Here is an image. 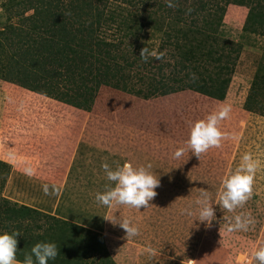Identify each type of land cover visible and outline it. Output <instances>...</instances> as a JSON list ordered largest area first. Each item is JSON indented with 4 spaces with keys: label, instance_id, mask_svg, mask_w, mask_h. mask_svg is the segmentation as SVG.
I'll list each match as a JSON object with an SVG mask.
<instances>
[{
    "label": "rangeland",
    "instance_id": "rangeland-1",
    "mask_svg": "<svg viewBox=\"0 0 264 264\" xmlns=\"http://www.w3.org/2000/svg\"><path fill=\"white\" fill-rule=\"evenodd\" d=\"M26 1L0 0V33H9L8 44L9 40H16V34L31 33L30 23L24 19L33 11L23 12L22 4ZM195 1L188 0L187 4ZM106 10L114 11V25L120 24L128 11L140 18L147 16L116 2H109ZM247 13L246 7L230 4L221 26L217 30H205L214 46L226 44L233 50L239 49L237 55L231 54L234 73L223 101L191 92L147 101L101 87L91 111L86 112L0 79V206L7 199L10 207L24 205L90 231H101L107 250L105 255L111 264H192L191 261L257 264L253 253L264 246L263 90L258 98L262 111L253 105L249 112L245 103L253 78L256 73L260 74L259 69L264 64V31L259 34L243 31ZM165 22L169 24L171 20ZM168 26L163 28V33L145 29L136 44L137 51L143 47L158 50L171 31ZM114 27L105 34L108 41H117ZM176 28L186 29L183 24H177ZM1 53L9 56L10 50ZM223 106L231 107L229 117L218 125L225 138L219 148H210L198 159L187 149L191 127ZM146 144L151 145V151L145 152ZM179 148H185V154L174 159ZM166 150L169 158L165 157ZM245 153H251L253 159L260 161L253 194L242 208L229 213L216 204L217 193L222 189L223 179L235 172ZM125 162L134 167L152 165L149 171L158 177L160 187L155 189L158 195L150 202V207L136 210L121 205L109 209L96 203V193L115 186L107 180L102 165L108 163L116 170ZM26 169H31L32 175L26 174ZM44 185L49 186L50 192L54 187L59 189L60 194L45 195ZM201 188L209 192L216 210V219L210 228L197 221L195 201L200 197ZM75 206L82 209L87 223L70 216L69 211ZM184 209L195 215L182 214ZM247 213L255 220L248 231L227 232V226L234 223L236 215ZM113 214L128 219L138 228L139 235L126 238L124 230L104 219ZM39 216L36 221L22 222H7L4 212L0 216V234L21 233L17 237L20 250L22 247L21 256L24 241L39 237L53 222L50 217ZM56 225L62 227L60 222ZM99 225L102 230H96ZM65 229L62 228L61 233ZM60 231L50 238L60 240ZM149 246L157 251L155 257L143 251ZM105 262L102 253H94L81 264Z\"/></svg>",
    "mask_w": 264,
    "mask_h": 264
},
{
    "label": "trees",
    "instance_id": "trees-1",
    "mask_svg": "<svg viewBox=\"0 0 264 264\" xmlns=\"http://www.w3.org/2000/svg\"><path fill=\"white\" fill-rule=\"evenodd\" d=\"M109 2L137 9L147 13V16L140 18L128 11L122 22L114 25V11L106 10ZM175 2L177 7L168 8L165 0H28L22 6L23 12L33 11L24 19L30 23L31 33L16 34L17 41L9 40V44V33H0V53L10 50L9 56L0 54V79L86 112L91 111L95 95L101 87L120 90L147 101L181 92L223 101L234 73L231 54L237 55L239 49L233 50L226 44L214 46L207 39L205 30H217L226 7L235 4L248 9L243 31L262 33L264 0ZM189 8L193 11L186 14ZM67 11L71 15H65ZM165 20H171L175 25L167 24ZM177 24H183L186 29L176 28ZM166 25L171 31L158 48L159 51H166L165 58L161 61L150 58L148 63H143L136 45L142 32L151 29L163 33ZM113 26L118 34L117 41H108L105 34ZM263 67L264 64L259 69L260 74L254 76L246 98L245 109L249 112L254 106L262 111V102L258 98L262 90L264 92ZM192 73L197 77L195 82L190 79ZM144 147L145 152L151 151L150 144ZM165 157L169 158L168 150ZM163 164L161 161L160 165ZM3 204L5 208L0 206V216L4 212L7 222L36 221L39 215L50 217L24 205L10 207L7 199L3 200ZM81 211L75 206L69 213L73 219L87 223ZM50 218L53 222L44 233L30 242L24 241L22 256V247L20 250L17 245L18 260L23 261L24 254L30 252L33 243L48 242L49 239L57 245L60 255L48 264H81L84 258L94 253H102L106 259L104 264H111L105 255L107 250L101 231L96 233L69 220ZM59 222L61 228L55 226ZM52 226H55L54 229ZM64 227L66 229L61 233ZM99 227L96 230L103 228ZM58 231L61 239L53 241L50 236Z\"/></svg>",
    "mask_w": 264,
    "mask_h": 264
},
{
    "label": "clouds",
    "instance_id": "clouds-1",
    "mask_svg": "<svg viewBox=\"0 0 264 264\" xmlns=\"http://www.w3.org/2000/svg\"><path fill=\"white\" fill-rule=\"evenodd\" d=\"M165 5L168 8L178 6L175 0H165ZM192 11L193 9L189 8L186 14H190ZM65 15H71V12L67 11ZM165 56L166 51L150 50L147 47H143L139 54V58L143 63H148L150 58L161 61ZM190 79L195 82L197 77L192 73ZM230 111V106H223L218 111L209 114L206 119L194 122L186 144L187 149L195 157L199 159L210 148H219L221 146V141L225 136L219 130L218 125L229 117ZM185 151V148L177 149L173 158L180 159L184 156ZM151 167V164L134 167L132 163L125 162L123 166H118L116 170H112L108 163H104L102 168L106 178L108 181L113 182L115 186L106 188L102 193H96V203L109 209L121 205L136 210L150 207V202L158 195L155 189L160 187L158 177L149 171ZM259 167L260 161L253 159L251 153H245L235 172L230 173L223 179L222 189L217 193L216 204L229 213L235 212L237 208H242L252 197L254 178ZM26 174L32 175V170L26 169ZM43 192L45 195L58 196L60 194L59 189L55 187L50 192L48 185L43 186ZM195 204L198 206L197 221L205 224L206 227H212L213 221L216 219V210L211 202L209 192L201 188L200 197L195 201ZM182 214L195 215L189 209L182 210ZM104 219L111 225L119 226L124 230L126 238L139 235L138 228L132 226L128 219H122L114 214ZM254 223L255 220L252 218L251 213L239 214L234 217V223H230L226 230L229 233L248 231L249 227L254 225ZM19 236H21L19 231L0 234V264H48L49 261H54L60 255V250L54 242H38L31 247L29 253L24 254L23 261H20L17 259V237ZM143 251L152 257L157 255V251L150 246L143 249ZM253 259L257 264H264V246L259 247L253 253ZM191 262L196 264V261Z\"/></svg>",
    "mask_w": 264,
    "mask_h": 264
}]
</instances>
